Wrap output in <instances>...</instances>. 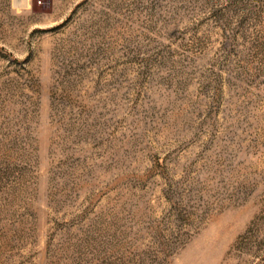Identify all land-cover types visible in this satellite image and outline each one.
I'll return each instance as SVG.
<instances>
[{
	"label": "rangeland",
	"instance_id": "1",
	"mask_svg": "<svg viewBox=\"0 0 264 264\" xmlns=\"http://www.w3.org/2000/svg\"><path fill=\"white\" fill-rule=\"evenodd\" d=\"M0 264H264V0H0Z\"/></svg>",
	"mask_w": 264,
	"mask_h": 264
},
{
	"label": "bare ground",
	"instance_id": "2",
	"mask_svg": "<svg viewBox=\"0 0 264 264\" xmlns=\"http://www.w3.org/2000/svg\"><path fill=\"white\" fill-rule=\"evenodd\" d=\"M23 1V0H22Z\"/></svg>",
	"mask_w": 264,
	"mask_h": 264
}]
</instances>
